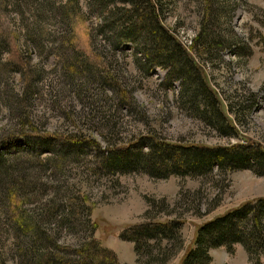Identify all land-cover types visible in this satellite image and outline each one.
Returning <instances> with one entry per match:
<instances>
[{
	"label": "rangeland",
	"instance_id": "374dc122",
	"mask_svg": "<svg viewBox=\"0 0 264 264\" xmlns=\"http://www.w3.org/2000/svg\"><path fill=\"white\" fill-rule=\"evenodd\" d=\"M46 1L7 0L0 9V154L5 159L26 155L30 149L43 151L44 159L46 149L35 147L38 140L28 143L26 136L83 135L95 139L102 149L152 136L177 145H251L264 151V0H212L217 3V9L213 7L216 18L207 29L215 39L202 58L199 52L193 55L206 86L234 128L231 135L222 133V124L213 119L211 108L190 104L187 92H182L184 80L170 79L156 55L143 53L131 43L116 50L111 42L104 44V37L120 30L119 21L113 29L105 25L113 2L101 15L96 0H80L81 11L71 28L51 11L38 17V8ZM62 1L48 0L57 7ZM204 1L162 0L163 26L186 47L200 30ZM70 38L95 65L91 72L69 74L70 55L76 54L65 50L64 42ZM103 81L110 85L104 86ZM27 83L30 100L22 101ZM81 159L52 178L51 188L60 187L48 193L59 197L69 187L82 194L92 210L90 221L96 225L93 236L120 264L148 263L144 256H137L134 242L120 238L130 227L182 221V247L164 263L182 264L202 224L264 198V175L255 169L215 167L198 177L156 178L145 172L103 176L96 173L99 162L93 154ZM49 175L41 176L42 180H52ZM55 235L63 248H76L89 237V231L84 226L75 232L59 228ZM209 254L211 264H258L242 244H235L232 251L212 248ZM259 262L264 264V251ZM0 264H19L2 214Z\"/></svg>",
	"mask_w": 264,
	"mask_h": 264
},
{
	"label": "trees",
	"instance_id": "16d2710c",
	"mask_svg": "<svg viewBox=\"0 0 264 264\" xmlns=\"http://www.w3.org/2000/svg\"><path fill=\"white\" fill-rule=\"evenodd\" d=\"M6 1L0 0V9L6 7ZM33 1L36 0H30ZM110 1L113 5L105 25L110 29L118 21L121 25L113 37H104V44L111 42L116 50L131 43L139 45L143 53L150 51L156 55L158 64L168 69L170 79L184 80L182 92H187L190 104L199 106L202 103L206 109L211 108L213 119L222 124V133L234 134V128L224 117L216 95L206 86L201 68L193 56L199 52L202 58L215 39L207 28L209 22L216 18L213 7L217 9V3L204 1L205 13H202L200 30L186 47L163 26L160 18L164 12L162 0H96L100 5L98 14L106 12ZM47 2L39 6L38 17L48 10L60 23L73 28L81 11L80 0H63L58 7L54 2ZM116 2L122 4L118 6ZM33 43L37 44V41ZM64 46L65 50L76 53L70 55L69 74H76L79 70L91 72L95 65L81 54L73 38L65 41ZM161 60L164 62L159 63ZM102 84L110 85L107 81ZM29 87L27 83L21 95L22 101L30 100L27 98ZM202 114L206 116L207 111L203 109ZM35 140L39 141L35 147L46 149L44 159L41 158L43 151L32 149L26 151V155L9 156L7 159L0 154V214L7 221L19 264H120L117 256L103 248L93 236L96 225L90 221L92 210L82 194L70 191L69 187L63 190L65 195L57 197L52 194L60 187L55 185L51 188L52 178L57 179L68 164L80 163L82 156L93 154L99 162L96 173L103 176L145 172L156 178L170 175L198 177L210 174L215 167L223 170L250 168L255 169L256 174L264 175V151L251 145L186 146L146 136L125 146L102 149L95 139L83 135L64 138L26 136L28 143ZM44 174H50L48 178L52 180L43 181L41 176ZM49 189L53 190L51 194ZM80 226L88 229L89 237L76 248H63L55 232L59 228L75 232ZM181 227L182 221L179 220L149 222L130 227L121 233L120 238L134 242L137 256L147 258V264H164L176 248L182 247ZM235 244H242L260 264L259 256L264 251V198L246 202L202 224L197 230L194 248L188 250L182 264H211L209 251L212 248L226 247L232 251Z\"/></svg>",
	"mask_w": 264,
	"mask_h": 264
}]
</instances>
